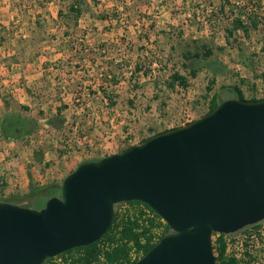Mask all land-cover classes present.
<instances>
[{
  "label": "rangeland",
  "instance_id": "obj_1",
  "mask_svg": "<svg viewBox=\"0 0 264 264\" xmlns=\"http://www.w3.org/2000/svg\"><path fill=\"white\" fill-rule=\"evenodd\" d=\"M237 17L258 28L231 36ZM234 88L264 98V0H0V200L31 207L32 190L195 121ZM19 119L31 121L21 135L7 129ZM243 250L219 264H254L252 242Z\"/></svg>",
  "mask_w": 264,
  "mask_h": 264
},
{
  "label": "water",
  "instance_id": "obj_2",
  "mask_svg": "<svg viewBox=\"0 0 264 264\" xmlns=\"http://www.w3.org/2000/svg\"><path fill=\"white\" fill-rule=\"evenodd\" d=\"M140 202L169 226L135 264H217L213 234L264 222V100L229 99L195 121L81 164L33 209L0 201V264H43L109 231Z\"/></svg>",
  "mask_w": 264,
  "mask_h": 264
},
{
  "label": "trees",
  "instance_id": "obj_3",
  "mask_svg": "<svg viewBox=\"0 0 264 264\" xmlns=\"http://www.w3.org/2000/svg\"><path fill=\"white\" fill-rule=\"evenodd\" d=\"M81 6V1H75L70 5L69 14H72L75 17V22H77L80 17ZM69 14H67V16H69ZM58 16L62 19L64 17L63 12L60 11ZM250 22L251 25L249 26L244 21V19H242V17H237L234 20L232 29L229 30V34L232 36L238 30H243L248 35L250 33L251 26L253 28H258L257 20L251 19ZM211 55V51H208L205 57L207 58ZM190 57L193 59H199L202 57V55L196 53L193 56H186V59L189 60ZM196 75L197 71L192 70V76L195 77ZM173 81L178 83L183 88L188 86L187 79L181 75H174ZM229 99H240L243 101L252 102L264 100V98L260 100H245L242 92L239 89H225L214 95L211 100L208 113L212 112L218 105ZM12 118H14V116L11 115H6L3 117L1 120L2 129H4V124ZM19 120L23 122V125H10L7 129L21 135L25 133V130L31 121L29 119ZM167 131L169 130H164L163 132L153 136L165 133ZM29 134H31V131L25 135ZM3 135L5 139H9V137L5 136V132H3ZM99 160L100 159H96L92 161ZM61 185V183H52L37 190H32L30 195L22 197L21 200L23 202H30L31 207L9 200L0 201L12 203L22 207L24 206L27 208L41 209L49 199L58 197L60 195ZM27 199L29 201H27ZM124 205L138 207V210L136 212H127L121 218H119L120 215L117 213V211H115L113 223L109 231L101 240L90 246L76 248L55 258L48 259L43 264H135L139 258H142L144 255H146L164 236L171 232L169 226L163 222L162 219L147 205L140 202H130ZM158 221L162 222L164 227L162 228L163 231L160 233V235L158 234V237H156V232L160 228ZM219 246V258L216 257V262L218 264L219 260H224L226 250V246L222 239L219 240ZM133 255H138V258L133 259ZM222 264H224V262Z\"/></svg>",
  "mask_w": 264,
  "mask_h": 264
},
{
  "label": "built area",
  "instance_id": "obj_4",
  "mask_svg": "<svg viewBox=\"0 0 264 264\" xmlns=\"http://www.w3.org/2000/svg\"><path fill=\"white\" fill-rule=\"evenodd\" d=\"M162 221L165 222L163 219ZM220 239L223 240L226 246L225 252H228L231 246H235V249L239 252V254L233 255L231 257H235L238 260L241 258V256L244 253L243 248L245 244H249L250 242H252L253 248L254 250H256L255 256L253 255V258H256L254 264H264V222L260 223L255 228L252 227V228L246 229L235 235H223L222 236V234H213L212 236L213 252H215L216 249L220 247L219 246ZM248 239H251L253 241L249 242ZM233 240H236V241L233 243ZM257 252H258V255H257ZM225 256L228 257L227 254H225Z\"/></svg>",
  "mask_w": 264,
  "mask_h": 264
},
{
  "label": "crops",
  "instance_id": "obj_5",
  "mask_svg": "<svg viewBox=\"0 0 264 264\" xmlns=\"http://www.w3.org/2000/svg\"><path fill=\"white\" fill-rule=\"evenodd\" d=\"M54 183H57V181H56V182H54Z\"/></svg>",
  "mask_w": 264,
  "mask_h": 264
}]
</instances>
